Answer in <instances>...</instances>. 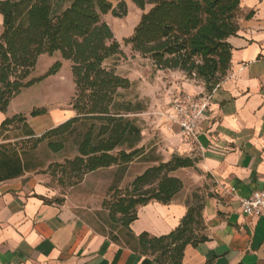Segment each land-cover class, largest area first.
<instances>
[{
    "label": "trees",
    "instance_id": "1",
    "mask_svg": "<svg viewBox=\"0 0 264 264\" xmlns=\"http://www.w3.org/2000/svg\"><path fill=\"white\" fill-rule=\"evenodd\" d=\"M130 1L142 15L125 44L148 59L155 70L179 71L195 78L211 95L230 71L232 46L228 40L239 30L241 0ZM116 2L114 7L109 0H60L57 4L53 0L0 1L4 27L0 37V114L7 113L24 90L59 73L61 62L46 75L30 79L41 56L59 53L70 62L75 84L70 106L75 116L40 138L35 139L30 128L26 136L34 138L35 145L48 141V148L58 153L65 147L64 138L76 127L85 126L78 156L60 166L64 175H74L78 180L103 169H124L145 157V148L140 147L143 130L131 118L143 109L139 103L119 100L120 91L131 89L132 83L114 68L106 67L108 60L121 54V46L103 18L128 15L127 3ZM46 114V109H35L30 116ZM17 123L28 125L27 118L18 114L6 118L0 132L9 131ZM3 149L0 183L30 172L21 155ZM146 161L156 165L136 177L131 190L104 202V207L110 221L126 230L128 244L141 255L154 258L156 264H183L188 246L208 240L202 215L205 199L197 205L189 202L186 217L168 235L135 236L131 225L138 219L139 208L152 202L170 204L183 190V182L173 174L194 168L198 159L173 155L168 162L153 156Z\"/></svg>",
    "mask_w": 264,
    "mask_h": 264
},
{
    "label": "crops",
    "instance_id": "2",
    "mask_svg": "<svg viewBox=\"0 0 264 264\" xmlns=\"http://www.w3.org/2000/svg\"><path fill=\"white\" fill-rule=\"evenodd\" d=\"M238 25L237 35L228 40L230 71L211 93L199 122L198 146L189 144L170 119L169 96L179 92L207 96L204 84L179 71L155 70L152 64L146 67L153 72L152 82L140 81L143 87L162 92L156 128L168 154H198L202 178L212 184L202 213L208 240L188 246L183 264H264V214L248 217L240 208V199L264 191V0H241ZM2 29L0 15V33ZM139 74L142 77L144 69ZM125 78L133 82L131 76ZM6 118L7 113L0 114V126ZM41 119L38 130L30 123L37 136L65 122L57 113ZM182 182L184 189L170 204L152 202L139 208L131 225L135 236L161 237L180 225L191 195ZM43 183L34 175L0 183V264H156L132 244L97 233L67 205L49 202Z\"/></svg>",
    "mask_w": 264,
    "mask_h": 264
},
{
    "label": "rangeland",
    "instance_id": "3",
    "mask_svg": "<svg viewBox=\"0 0 264 264\" xmlns=\"http://www.w3.org/2000/svg\"><path fill=\"white\" fill-rule=\"evenodd\" d=\"M109 1L116 7V0ZM58 2L60 0H53L54 4ZM127 5L128 15L126 17L115 18L109 14L103 18L111 27L115 40L121 46V54L108 60L106 67L114 68L117 74L122 77L131 76L133 80L131 89L120 91L119 100L131 101L134 104L139 103L143 109L141 113L133 115L131 118L136 119L143 130L140 147L144 146L145 157L135 160L124 169L118 167L103 169L87 174L82 180H78L74 175H64L60 166L65 164L67 160H73L78 156V145L81 135L86 130L85 126H78L67 135L64 138L65 147L58 153L48 148V141L35 145V139L40 138L43 134L41 136L36 135L35 139L26 136L29 128L32 129L30 123L33 128L38 130V124L42 121V116L40 118L30 116L35 109H46L47 114H52V116L53 113H57L58 116L65 119V122L75 116L74 113H71L70 106L75 96L72 64L64 61L59 53L53 56H41L30 79H37L46 75L57 62L62 64L59 73L30 89L24 90L12 101L8 109V118L18 114L25 116L28 123L27 127L23 123H17L9 131L0 132V148L4 147L3 150L17 152L21 155L23 162L31 169L24 176L42 177L43 184L50 193L49 202L61 206L67 205L75 215L85 220L94 231L118 243L129 242L126 230L110 221L109 211L104 207V202L111 201L117 194L123 195L127 190H131V184L135 178L142 175L149 167L156 165L147 162L146 158L159 157L161 161L168 162L172 157L168 154L162 137L156 128V116L159 115L156 107L158 106L157 103L162 101V92H158L148 85L143 87V83H140L143 79L148 83L152 82L153 72L146 69L151 62L133 52L131 46H127L124 42L132 36L142 15V11L131 3H127ZM3 32L4 27L0 37ZM143 69L145 74L141 77L139 73ZM187 79L196 80L188 77ZM52 140L58 141L57 138ZM191 157L198 159L195 167L181 169L175 172L173 176L186 183L187 189H190L191 193L189 202L192 205H197L210 193L212 184L207 178H202L203 174L198 169L201 157L198 154ZM199 178H202V181H199Z\"/></svg>",
    "mask_w": 264,
    "mask_h": 264
},
{
    "label": "built area",
    "instance_id": "4",
    "mask_svg": "<svg viewBox=\"0 0 264 264\" xmlns=\"http://www.w3.org/2000/svg\"><path fill=\"white\" fill-rule=\"evenodd\" d=\"M211 101V95L196 97L186 92H179L172 93L170 96L172 111L170 119L180 127L183 138L192 146H198L199 122ZM240 208L242 213L248 217H262L264 191H257L248 198L240 199Z\"/></svg>",
    "mask_w": 264,
    "mask_h": 264
}]
</instances>
